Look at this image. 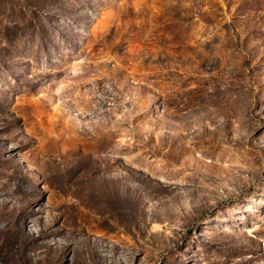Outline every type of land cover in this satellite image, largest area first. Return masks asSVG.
Segmentation results:
<instances>
[{
    "label": "rangeland",
    "instance_id": "obj_1",
    "mask_svg": "<svg viewBox=\"0 0 264 264\" xmlns=\"http://www.w3.org/2000/svg\"><path fill=\"white\" fill-rule=\"evenodd\" d=\"M0 264H264V0H0Z\"/></svg>",
    "mask_w": 264,
    "mask_h": 264
}]
</instances>
